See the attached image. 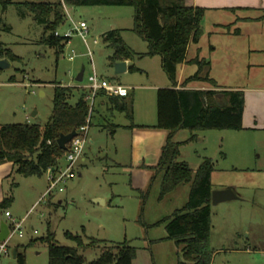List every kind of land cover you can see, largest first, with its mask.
Returning <instances> with one entry per match:
<instances>
[{
  "label": "rangeland",
  "instance_id": "rangeland-1",
  "mask_svg": "<svg viewBox=\"0 0 264 264\" xmlns=\"http://www.w3.org/2000/svg\"><path fill=\"white\" fill-rule=\"evenodd\" d=\"M68 8L75 21L87 22L89 32L86 37L92 55L77 32L64 51L57 54L55 47L41 41L44 25L32 13L22 15L15 4L3 11L0 5V17H3L0 42L19 57L11 61L9 67L0 70L1 80L10 82L13 77L12 82H18L7 87L14 113L6 123L29 122L44 126L53 111L55 87L58 84L75 87L70 99L75 103L83 90L80 85L87 83L94 67L100 76L125 86H133V82L145 83L147 76L139 71L116 73L110 60L113 49L103 41L105 33L120 28L126 42L137 52L148 50L147 42L132 30L133 6L70 5ZM207 24H204L206 30ZM5 25L12 30H7ZM72 25L68 17L58 31L63 34ZM73 50L76 57L70 60ZM193 53L194 48H191V56ZM205 53L203 51V56ZM236 56L235 50L229 46L227 59L231 61ZM130 65L146 66L151 74L157 71L167 77L159 64H153L152 58L136 57L130 60ZM83 68L84 80L79 84L76 77ZM231 72L228 70V74ZM240 81L241 78L236 80ZM229 82L234 81L229 78L224 81L225 84ZM130 97L135 99L136 95ZM96 108L99 112H93L82 156L84 160L79 159L76 163L77 176L62 184L63 191L56 190L31 210L49 184L48 174L30 178L17 175L20 186L15 191L11 210L14 218H26L23 236L16 234L12 237L11 253L1 254L0 264H17L13 248L45 236L49 227L60 244L76 245L66 232L82 235L86 244L91 238L106 240L107 243L79 249L88 261L97 258L107 246L128 241L137 250L133 264H178L182 250L174 240L166 238V218L188 202L192 182L180 184L161 198L162 172H159L146 190H134L129 168L112 159L114 143L100 126L104 122L102 106ZM34 111L38 112L35 116L32 115ZM114 112L117 122L129 120L117 109ZM26 114L30 120L26 119ZM196 134L195 138L182 144L179 159L187 161L195 171L204 157L212 158L215 167L213 190L232 187L238 195L236 199L218 204L211 201V245L215 249L212 264H264V132L207 129ZM190 136V130L181 129L175 140L185 141ZM66 164L63 153L60 165L65 167ZM32 181L36 182L35 191L28 184ZM98 198L106 202H98ZM26 255L27 264H48L47 243L38 239L28 247Z\"/></svg>",
  "mask_w": 264,
  "mask_h": 264
},
{
  "label": "trees",
  "instance_id": "trees-1",
  "mask_svg": "<svg viewBox=\"0 0 264 264\" xmlns=\"http://www.w3.org/2000/svg\"><path fill=\"white\" fill-rule=\"evenodd\" d=\"M12 4L19 6L20 13H32L35 19L44 25L41 41L62 53L68 38L56 35L58 28L65 23L64 5H115L134 7V25L132 30L148 44L146 52H137L123 37L122 29H111L103 35V41L113 49L110 56L112 65L118 61L133 60L136 57L159 55L162 67L172 86L161 87L157 92L158 120L151 127L169 131L158 164L154 167L162 172L160 197L171 193L180 184L192 182L188 202L168 216L167 239H172L181 247L182 257L178 264H212L215 249L211 245L212 230V173L214 161L204 157L202 163L193 170L189 163L180 160L181 146L197 136L195 132L207 129L244 128L243 115L245 95L241 90L192 89L191 81L208 82L218 87L217 81L204 67L210 64L204 58H188V47L200 41L203 34V19L206 8L189 6L185 0H0L3 11ZM3 17H0V23ZM7 30H12L5 25ZM238 31V29L236 30ZM0 57L11 61L19 57L0 42ZM197 63L198 70L186 77L179 85L180 65ZM1 70V69H0ZM130 71H142L136 65L129 66ZM13 78V77H12ZM11 78L10 81H13ZM73 86L58 84L54 90V106L48 122L38 123H0V163L12 161L15 172L23 176H43L49 169L60 165L65 151L60 148L57 139L61 133L78 130L87 123L90 107L85 99L86 91L75 103L70 99L74 94ZM99 94L105 95L103 92ZM113 108L125 112L133 119L132 102L126 97H109ZM92 116L89 126L92 125ZM116 127L118 125H115ZM180 129H188L191 136L185 141L175 140ZM15 185L17 183H14ZM12 192L0 202V216L12 204ZM68 238L76 242L75 246L60 244L55 233L48 232L41 238L31 239L26 244H18L17 264H27L26 251L38 239L48 246V264H132L136 257V247L128 241L113 243L95 259L88 261L79 249L94 247L106 240L91 238L85 243L82 235L66 232Z\"/></svg>",
  "mask_w": 264,
  "mask_h": 264
},
{
  "label": "crops",
  "instance_id": "crops-1",
  "mask_svg": "<svg viewBox=\"0 0 264 264\" xmlns=\"http://www.w3.org/2000/svg\"><path fill=\"white\" fill-rule=\"evenodd\" d=\"M185 3L189 6L206 8L202 23V37L199 42L189 45L188 58L199 57L209 61L210 64L205 65L204 71L209 73L218 84V87H213L208 82L196 80L191 81L187 87L192 89L216 88L219 90L243 91L245 95L244 128L237 131L264 132V0H185ZM205 22H208L207 30L204 27ZM237 29L238 31H236ZM229 46L237 54L235 59L231 61L226 57ZM191 48H194L192 56L190 54ZM203 51H206L205 56H203ZM146 57L152 58L154 65L159 64L163 68L159 55ZM127 61L129 70L130 60ZM137 67L142 69L139 72L146 74L147 77L145 83L133 82V86H128L130 94L126 97V100L132 102L133 119L128 118V121L117 122V114L114 112L115 108H113L110 98L102 94H99L96 98L94 112H99L96 107L102 106L104 122L100 126L103 131L108 133L114 143V156L112 159L118 165L129 168L132 179L131 185L134 190H146L155 175L159 173L154 167L159 162L162 148L169 134L167 129L151 127L158 120L157 92L161 87L172 86V83L168 76L163 77L161 72L157 73L156 71V74H151L146 66ZM198 67L197 63H183L180 65L178 88L181 87V82L186 77L198 70ZM162 70L164 71V69ZM228 70L233 72L228 74ZM227 78L234 82L225 84L224 81ZM239 78L242 81L236 82ZM16 83L18 82H6L0 79L1 124L6 123V119H9L11 113H14L13 108H11V100L7 95V87ZM41 92L43 91L41 90ZM135 95V99L130 97ZM104 106L107 109H104ZM122 113L126 115L125 112ZM25 117L30 120L28 114ZM81 160H84V157ZM15 169L16 167L12 161L0 163V202L11 192L15 199V191L20 186V182L17 181L19 173H16ZM30 177L32 176L27 178ZM28 184L33 188V191L36 190L35 181ZM47 187L41 197L46 192ZM104 201L106 202L105 199ZM37 202L31 210L37 207L35 206ZM13 203H15L14 200ZM8 209L13 217L11 206ZM3 220L10 221L5 212L1 213L0 223Z\"/></svg>",
  "mask_w": 264,
  "mask_h": 264
},
{
  "label": "built area",
  "instance_id": "built-area-1",
  "mask_svg": "<svg viewBox=\"0 0 264 264\" xmlns=\"http://www.w3.org/2000/svg\"><path fill=\"white\" fill-rule=\"evenodd\" d=\"M64 7L66 12V19L69 17L73 25L70 26L63 34H61L59 31H56V35H61L68 38L69 43L75 32H77L83 38L84 43L88 48V53L92 55L93 51L91 50L86 37L87 33L89 32V26L87 22L84 20L79 22L75 21L72 18L67 5H64ZM95 42L98 43V39H95ZM75 57L76 52L75 50H73L72 54L69 55V59L73 60ZM80 87H82L86 91L85 99L88 101L90 107V116L88 117L87 123L77 130V135L67 145L68 149L65 151L67 160L66 166L64 167L62 165H59L58 167L49 169L47 171L49 180L47 190L35 206L39 205L43 200L46 199V197L52 195L56 190L63 191L64 187L62 184L65 183L68 179H72L77 176L75 166L84 154V147L90 128V117L94 112L95 101L99 93L103 92L108 97H127L130 94L128 86L110 81L109 79L100 76L96 72L95 67L93 73L88 76L87 83L80 85ZM5 215L10 219V221L8 222L10 227V234L5 241H0V255L3 253H11V248L9 245L10 241L16 234H19V236H23V224L26 219L23 218L18 220L16 218H13L12 213L9 209L5 211Z\"/></svg>",
  "mask_w": 264,
  "mask_h": 264
},
{
  "label": "water",
  "instance_id": "water-1",
  "mask_svg": "<svg viewBox=\"0 0 264 264\" xmlns=\"http://www.w3.org/2000/svg\"><path fill=\"white\" fill-rule=\"evenodd\" d=\"M11 65V60L7 57L0 58V69H5ZM116 73L124 72L128 70V61H118L114 63ZM85 70L84 68L78 73L76 80L82 82L84 80ZM33 115H36V111L33 112ZM77 135V130L74 129L70 133H61L57 139V142L61 149L66 151L68 149V143ZM238 195L235 193L232 187L224 189H215L212 190V202L213 204H218L230 199H236ZM98 202L104 203V199H97ZM10 234L9 223L5 220L0 223V241H5ZM13 257L17 256V248L12 250Z\"/></svg>",
  "mask_w": 264,
  "mask_h": 264
}]
</instances>
